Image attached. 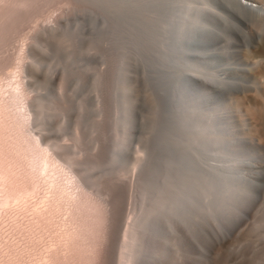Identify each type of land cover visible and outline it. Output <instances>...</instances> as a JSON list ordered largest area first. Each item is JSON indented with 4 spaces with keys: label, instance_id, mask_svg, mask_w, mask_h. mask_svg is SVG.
<instances>
[{
    "label": "rangeland",
    "instance_id": "obj_1",
    "mask_svg": "<svg viewBox=\"0 0 264 264\" xmlns=\"http://www.w3.org/2000/svg\"><path fill=\"white\" fill-rule=\"evenodd\" d=\"M29 1L0 0V264H107L113 243L118 246L112 248L117 260L112 264H118L121 254L124 257L119 264H128L130 246L136 248V237L152 222L156 230L151 233L169 236L171 247L163 248L162 253L179 264H264V130L255 110L252 112L264 101L259 97L264 96V77L256 73L264 59L260 65L256 63L259 58L252 60L256 37L264 36V19L243 20L240 15L246 13L235 0H90L111 11H126L150 20L160 34L159 50L176 52L172 44L179 34L181 40L195 44L197 53L207 55L205 68L219 70L211 60L213 54L219 63L235 69L243 83H249L248 92L238 91L229 100L204 78L195 91L203 99L201 114L194 119L183 112L172 114V125L180 131V141L173 148L182 149L184 155L193 149L184 132L186 122L187 130L201 134L199 148L206 156L242 159L243 164L232 169L248 174L252 170L247 161L260 165V190L240 204L234 196L211 192L206 178V189L201 187L199 193L196 172L175 171L169 163H150L147 172L133 160L122 164L118 158L106 160L104 153L103 158L97 157L102 142L96 135L87 136L76 111L68 110V89L59 72L54 76L57 96L49 105V111L58 114L48 124L37 123L35 104H46V112L48 102L41 97L44 90L34 86L38 72L34 75L30 71L32 61L38 46L47 45L43 36L72 16L78 0ZM251 102L253 107H249ZM61 114L66 115L63 120ZM92 119L98 122L102 116L95 114ZM79 168L83 183L75 175ZM167 203L172 205L164 207ZM171 207H177V222L188 231L172 226ZM162 211L170 217L160 215ZM117 220L120 228L116 236ZM190 234L198 235L199 240L190 241ZM125 244L129 247L124 248ZM180 244L191 249L189 254L176 252ZM144 245L141 242V247ZM148 246L160 250L156 239ZM150 255L154 259V253Z\"/></svg>",
    "mask_w": 264,
    "mask_h": 264
},
{
    "label": "bare ground",
    "instance_id": "obj_2",
    "mask_svg": "<svg viewBox=\"0 0 264 264\" xmlns=\"http://www.w3.org/2000/svg\"><path fill=\"white\" fill-rule=\"evenodd\" d=\"M248 1L250 3H246V5L241 0L234 1L246 13L241 14L240 17L243 20L254 17L257 21H262L264 19L262 9L264 6L261 7L260 4H264V0ZM224 2L226 1L224 0ZM254 5L261 9L257 11V8L253 7ZM43 37L47 41V45L45 47L39 45V49L37 47V55L32 61L33 68L30 67L33 69L30 71L34 75L36 72L42 75L41 79L38 78V76L41 77L38 73L37 77L34 76V86L44 90L41 97L48 102L46 112V104L44 105L40 101L35 104L37 107H34L37 108L35 118L41 126L55 120L58 114L57 111L50 112L49 105L52 98L57 96L54 76L59 72L61 81L65 82L68 89V110L76 111L77 120L86 131L87 136L96 135V140L102 142V152L99 154L104 153L102 155L106 156V160L111 161L118 158L122 164L127 160H133L136 163L139 162V168H144L147 172H149L150 163H158L160 166L169 163V166H173L175 171L182 168L188 170L189 173L196 172L195 181L199 184V193H202L203 188L206 189L207 184L211 192L218 191L222 192L224 196H234L240 200V204H243L248 198L254 197V192L260 190V185L257 182L263 176L261 168H259L260 165H253L252 162L247 161L246 163L252 170V174H248L242 173L240 169L234 171L232 169L234 166L242 165V159L225 158L212 154L206 156L199 148V145L201 147V134H194L191 130H187L188 123L186 122L184 132L188 134V140L193 149L189 154L184 155L182 149L178 151L173 148V144L180 141L178 140L180 131L179 128L172 125V114L183 112L190 119L198 117L199 107L203 105V99L196 96L195 91L198 90L197 84L204 78L211 80L209 84L215 86L229 100L234 97L236 92L249 90V83H243L235 69L228 67L223 62L222 64L219 63L213 54L214 59L211 60L217 63L219 70L212 72L205 68L204 57L207 55L197 53L195 44L181 40L179 34L172 44L176 52L168 54L159 50L160 34L150 20L126 11H111L102 4L90 0H78L72 16L57 29L56 27L53 28L46 38ZM260 37L264 38V36L256 37V49L252 57V60L259 58V61L256 62L258 64L261 63L260 60L264 59V40ZM245 58L246 60L249 59L247 56ZM257 68L256 73L264 77V63L260 68ZM224 75L226 76L224 77ZM260 88L256 87V90ZM17 90L15 88V91ZM15 91L14 96L17 93ZM253 93L255 94L257 91H253ZM259 94L257 93V95ZM250 96H252L251 93ZM259 97L262 98L261 101L264 99V96L259 95ZM259 97L257 98L259 99ZM253 99L258 100L255 97ZM252 103L249 107H253ZM261 104L251 109L252 112L255 110L254 113L260 119V126L264 130V103ZM25 109L27 110V107ZM44 113H48V116H45ZM95 114H100L102 119L94 122L92 116ZM26 116L24 117L26 118ZM65 117L66 115L61 116V119L63 120ZM247 120L249 121V118ZM52 130L50 128V131ZM222 138L219 140L221 141ZM136 141L139 143L134 145ZM168 155L169 158H167ZM103 156L101 157L103 158ZM171 156L175 157L170 158ZM75 172L77 181L83 183L81 169L79 168ZM74 178L75 176H73ZM204 178H206V184ZM201 187L203 188L201 189ZM181 201L180 199L178 202ZM190 204L193 205L192 202ZM170 205L167 203L164 207ZM124 206L121 204L122 208ZM171 209L174 211L172 226L174 228L183 227L185 232L188 231V227L177 222L179 218V211H176L177 207H171ZM159 214L170 217L164 211ZM159 214H157L158 218L160 217ZM118 220L121 223V215H118ZM118 220L115 222V230L113 231L116 236L119 234L120 228V225L117 224ZM144 230L139 232L140 235L135 239L136 248L130 246V252L127 253L128 264H166L168 261L169 264H179L177 259H167L161 251L163 248L168 250L171 247L169 236L164 234L157 236L151 233V231L156 230L153 222L149 229ZM185 235L187 237V234ZM190 235L192 238L190 241L199 240L198 235ZM155 239L160 244L159 251L153 250L151 246L147 247ZM176 239L178 240V238ZM186 239L189 240L188 237ZM141 242H145L146 245L141 247ZM183 245L180 244V247L173 246V248L176 247L177 253L180 251L189 254L191 249L184 248ZM116 246L114 243L110 245L107 252V256L109 253V258L106 259L107 264H112L113 260L117 263V260L113 259L114 251L112 250ZM128 247L129 244H125L124 248ZM194 247V251L197 252L198 248L195 245ZM149 253H154V259ZM122 255L118 258V264Z\"/></svg>",
    "mask_w": 264,
    "mask_h": 264
},
{
    "label": "water",
    "instance_id": "obj_3",
    "mask_svg": "<svg viewBox=\"0 0 264 264\" xmlns=\"http://www.w3.org/2000/svg\"><path fill=\"white\" fill-rule=\"evenodd\" d=\"M98 156H99V157H101V156H102V154H99V155H97V157H98Z\"/></svg>",
    "mask_w": 264,
    "mask_h": 264
}]
</instances>
